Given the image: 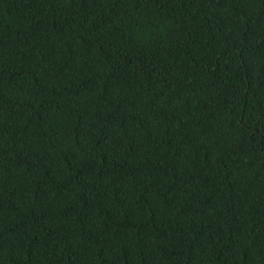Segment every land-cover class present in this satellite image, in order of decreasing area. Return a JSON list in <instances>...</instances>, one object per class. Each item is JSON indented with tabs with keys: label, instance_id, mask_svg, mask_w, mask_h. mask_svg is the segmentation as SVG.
<instances>
[{
	"label": "trees",
	"instance_id": "trees-1",
	"mask_svg": "<svg viewBox=\"0 0 264 264\" xmlns=\"http://www.w3.org/2000/svg\"><path fill=\"white\" fill-rule=\"evenodd\" d=\"M0 264H264V0H0Z\"/></svg>",
	"mask_w": 264,
	"mask_h": 264
}]
</instances>
